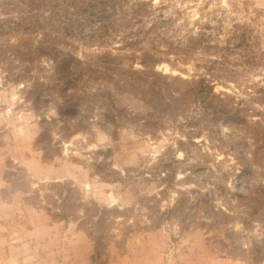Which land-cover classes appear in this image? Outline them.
<instances>
[{
    "label": "rangeland",
    "instance_id": "374dc122",
    "mask_svg": "<svg viewBox=\"0 0 264 264\" xmlns=\"http://www.w3.org/2000/svg\"><path fill=\"white\" fill-rule=\"evenodd\" d=\"M20 1L0 264H264V0Z\"/></svg>",
    "mask_w": 264,
    "mask_h": 264
},
{
    "label": "trees",
    "instance_id": "16d2710c",
    "mask_svg": "<svg viewBox=\"0 0 264 264\" xmlns=\"http://www.w3.org/2000/svg\"><path fill=\"white\" fill-rule=\"evenodd\" d=\"M7 1L9 2L8 5H9L10 9L13 10L15 8V3H13V0H7ZM35 1L36 0H30L28 3H26L27 8H29L28 12H32L33 10H37L38 8H40L43 5V4H38L39 2L36 3ZM20 3H24V1L21 0ZM9 7L6 5V7L4 9L5 10L7 8L9 9ZM56 13L58 14L59 12H56ZM68 26H72V25H70V24L67 25L66 22L63 24V28H65L66 31L70 32L71 30H70V28H68Z\"/></svg>",
    "mask_w": 264,
    "mask_h": 264
}]
</instances>
